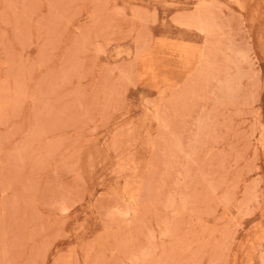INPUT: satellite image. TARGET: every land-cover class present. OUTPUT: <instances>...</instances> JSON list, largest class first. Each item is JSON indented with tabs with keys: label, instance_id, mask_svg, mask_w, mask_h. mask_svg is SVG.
<instances>
[{
	"label": "rangeland",
	"instance_id": "rangeland-1",
	"mask_svg": "<svg viewBox=\"0 0 264 264\" xmlns=\"http://www.w3.org/2000/svg\"><path fill=\"white\" fill-rule=\"evenodd\" d=\"M0 264H264V0H0Z\"/></svg>",
	"mask_w": 264,
	"mask_h": 264
}]
</instances>
